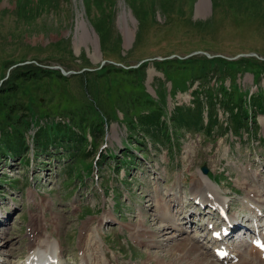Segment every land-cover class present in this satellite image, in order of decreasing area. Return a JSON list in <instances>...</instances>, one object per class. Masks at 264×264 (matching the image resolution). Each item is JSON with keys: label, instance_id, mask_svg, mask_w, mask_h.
<instances>
[{"label": "rangeland", "instance_id": "obj_1", "mask_svg": "<svg viewBox=\"0 0 264 264\" xmlns=\"http://www.w3.org/2000/svg\"><path fill=\"white\" fill-rule=\"evenodd\" d=\"M85 1L0 0V212L10 213L0 264L20 263L32 228L57 236L63 264H74L85 223L107 243L86 251L91 264L174 260V245L194 236L201 257L214 262L204 230L193 223L180 233L187 223L180 215L177 224L161 222L158 203L168 186L191 193L203 165L231 196V211L244 209L246 189L261 195L264 0H89L88 8ZM34 69L67 73L22 75ZM185 107L199 109L198 125L177 118ZM171 133L175 141L165 144ZM130 157L134 165L117 171L118 159ZM155 182L162 189L152 200ZM173 208L174 201L164 214ZM108 214L116 221L97 228ZM167 224L173 228L156 237L162 246L149 244L148 227ZM137 227L150 231L145 239Z\"/></svg>", "mask_w": 264, "mask_h": 264}, {"label": "bare ground", "instance_id": "obj_2", "mask_svg": "<svg viewBox=\"0 0 264 264\" xmlns=\"http://www.w3.org/2000/svg\"><path fill=\"white\" fill-rule=\"evenodd\" d=\"M83 22H84L83 19H80L79 23L81 24ZM198 175L200 177V180L198 178H196V177H195V179H193V181L194 180L198 181V184L195 183V186H193L191 188L190 195H193V199L197 197L198 199L202 200L203 202H206L209 199L208 194H211L214 197V200H220V197H221L220 196V192H217L215 190V186L213 185L214 183L212 182V180H210L208 178V176L203 175L200 172H198ZM176 183H178V182H176ZM172 184H174V183H172ZM179 184L180 183H178V185L176 187L178 189L175 188L174 190H172L170 192V194L172 195L171 199L173 198L172 200L174 201V207H176L175 204L178 205L177 206V208H178L177 212H178V215L183 217V223H186V222L188 223L187 218L189 220L191 218H190V214L189 215H187L188 213L185 214V212H187V211L183 210L185 208V205L183 204L182 194H178ZM252 196L253 197H251L250 195H246L245 196V198H247L246 202L248 204H254L259 209L263 208L264 199L262 197V193H261V195L260 194H255V195H252ZM158 207L161 208V210L163 211L162 212L160 209H157L158 213L160 214L159 220H161V222H162V220H164L165 222H167V221L170 222V220L167 217L164 216L165 215L164 211L167 212L169 210V208L168 207L167 208H163L162 205L159 204V203H158ZM190 211H192L191 213L194 212L193 210H190ZM180 216H178V218ZM232 216H233L234 220L237 219L236 215H232ZM175 217H177V214H176ZM108 220H111V218H109ZM144 221H145V224H146V220L145 219H144ZM0 224H2L1 220H0ZM175 224H177L176 221H175ZM172 225H170V224L168 225L167 224L164 227L162 226L163 228L160 227V228H156V229H151L150 226H149L148 228L151 230V232L153 233V237L155 238V240L154 239L151 240V242H149V244H152V242H154V243L156 242V244H157L159 241H161L159 239L157 241L156 237L158 238V236H165V234L167 232H164V231H166V229L168 228L166 226H169V227L171 226L172 227ZM179 225H182V222H180ZM238 225L239 224H235L234 225L235 228H237ZM137 228H138V229H136L137 233H138L137 235H138V238H140V239L141 238L145 239V237H147V235L150 233L149 230H148L149 231V233H148V231L146 229L147 227H145L146 230L144 228H141V227H137ZM178 229L179 230H183L184 227L180 226V228H178ZM33 230H37V229L32 228L30 230V233H29L30 246H29V250H28V252L29 251L30 252L28 253L27 259L29 257L30 258H36V257L47 256V255H51L52 257H54V256H58L59 257L61 255V252L63 250V246H62V244H61L59 239L55 240V238H53V237L51 238L50 235H46V234L40 235L36 231H33ZM90 230H91L90 229V225L86 224V225L83 226L82 232H81V246L82 247L85 246L84 249L82 248L83 249V254L81 256L82 264H91L90 261L86 258V251L87 250L96 251L97 248H99V246H98L99 241H97L96 238L94 236H92V232L91 233L89 232ZM137 235H136V237H137ZM232 237L233 236H231V238ZM140 239H138V241H140ZM167 239H170V237L167 238ZM187 240H183L182 239L177 245H174V253L175 252L178 253L180 251L179 252L180 254L178 253V254L174 255V257H173L174 260L172 258L171 259H167L166 256H160L159 255L156 258H154V261H155L154 264H216V263H213V262H209L208 260H206L203 257H201V253H203L201 251L203 246L198 244V240H196V238L193 241H187ZM142 241H144V240H142ZM145 242H147V240ZM29 243H28V245H29ZM152 245H154V244H152ZM157 245L159 247L162 246L161 244H157ZM241 245L243 246L244 244H241ZM170 253H173V252H170ZM87 255H88V253H87ZM239 256H240L239 261L236 264H241V263L242 264H259V263H261L258 260V258L253 256V255H249V254L247 255V254H244L243 252H241V253H239ZM150 257H149V262L145 261L142 264H149L150 262H152L151 261L152 259ZM100 262H101V260H100ZM1 264H7L6 260L4 259V261L1 262ZM94 264H95V262H94ZM230 264H232V263H230Z\"/></svg>", "mask_w": 264, "mask_h": 264}, {"label": "trees", "instance_id": "obj_3", "mask_svg": "<svg viewBox=\"0 0 264 264\" xmlns=\"http://www.w3.org/2000/svg\"><path fill=\"white\" fill-rule=\"evenodd\" d=\"M86 2V6H87V8L88 7H90V3H89V0H86L85 1ZM239 0H237L236 1V3H235V5H239ZM93 26H94V28L100 33L101 32V29H100V26H99V24L97 23V22H93ZM100 38H101V44L104 46V43L106 42V39H105V37L103 36V35H101L100 36ZM221 62H224V63H229L228 62V60H225V59H221ZM235 63V62H234ZM230 64V63H229ZM18 66H20V65H18ZM114 66V65H113ZM17 67V66H16ZM132 71H135L134 69H131V70H129V72H132ZM23 74L22 75H25V76H27V77H29V78H33V77H36V76H41V75H47V76H50V75H52V74H56V76L57 77H59V78H64V76L61 74V73H59V72H57V71H52V70H44V69H42V70H36V69H34V70H27V71H25V72H22ZM200 113L201 112H199V110L198 111H196L195 112V115H196V117H197V120H199V116H200ZM180 116H182V113H180V114H178L177 115V117L179 118ZM191 116V114L190 113H187V119H186V121L188 122L189 121V117ZM177 119V118H176ZM149 123H150V125H152V126H154L155 127V124H156V122L154 121V120H149L148 121ZM59 128H61V127H67V126H65V125H62V124H59V125H57Z\"/></svg>", "mask_w": 264, "mask_h": 264}, {"label": "water", "instance_id": "obj_4", "mask_svg": "<svg viewBox=\"0 0 264 264\" xmlns=\"http://www.w3.org/2000/svg\"><path fill=\"white\" fill-rule=\"evenodd\" d=\"M61 71H62V73H64V74L67 73V72H65L63 69H62ZM202 169H203L204 172H206V168H205V167H203Z\"/></svg>", "mask_w": 264, "mask_h": 264}]
</instances>
